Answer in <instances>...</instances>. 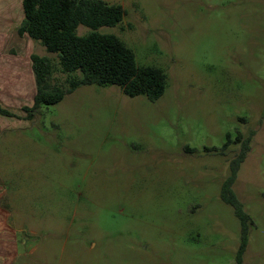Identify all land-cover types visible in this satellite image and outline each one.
I'll list each match as a JSON object with an SVG mask.
<instances>
[{"label":"rangeland","instance_id":"1","mask_svg":"<svg viewBox=\"0 0 264 264\" xmlns=\"http://www.w3.org/2000/svg\"><path fill=\"white\" fill-rule=\"evenodd\" d=\"M105 1L125 16L99 30L161 67L165 92L80 85L22 111L0 138L2 206L21 240L11 264H238L241 222L221 198L238 135L250 138L233 183L252 220L243 264H264V0ZM15 47L0 48L5 72L52 55L27 37ZM228 133L223 154L206 151Z\"/></svg>","mask_w":264,"mask_h":264},{"label":"trees","instance_id":"2","mask_svg":"<svg viewBox=\"0 0 264 264\" xmlns=\"http://www.w3.org/2000/svg\"><path fill=\"white\" fill-rule=\"evenodd\" d=\"M24 19L20 34H28L43 45L48 54L34 52L31 55L37 90L34 103L23 106V111L33 116L43 104H54L80 85H118L128 96L146 95L156 101L166 88V73L155 65H139L134 50L118 35L99 30L102 26H114L125 16L121 4L105 0H23ZM79 25L90 28L87 34H79ZM57 65V67H56ZM68 73L65 88L56 83V69ZM0 113L13 115L0 104ZM234 141L242 142V150L231 162V175L223 182L221 198L232 205L241 222V243L237 263L243 264V255L249 240L251 216L245 211L233 189L237 172L250 149V138L238 135ZM231 134L221 147H207L206 151L223 154L231 144ZM188 152L196 148L186 146Z\"/></svg>","mask_w":264,"mask_h":264},{"label":"crops","instance_id":"3","mask_svg":"<svg viewBox=\"0 0 264 264\" xmlns=\"http://www.w3.org/2000/svg\"><path fill=\"white\" fill-rule=\"evenodd\" d=\"M23 19V0H0V48H3L2 51L8 50V46L17 48L22 44L24 37L32 39L28 34L19 32ZM33 53L29 54L31 66ZM36 90L34 71L5 72L4 65L0 66V104L16 115L11 117L0 113V138L6 131H14L18 125L23 124V106H31L34 103ZM4 193L0 182V264H11L17 255L21 240L16 229L7 223L6 210L2 206Z\"/></svg>","mask_w":264,"mask_h":264}]
</instances>
